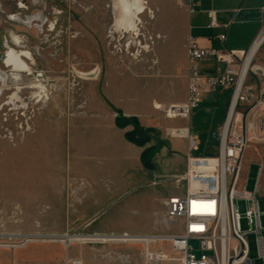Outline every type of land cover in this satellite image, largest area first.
I'll list each match as a JSON object with an SVG mask.
<instances>
[{"label":"rangeland","instance_id":"rangeland-1","mask_svg":"<svg viewBox=\"0 0 264 264\" xmlns=\"http://www.w3.org/2000/svg\"><path fill=\"white\" fill-rule=\"evenodd\" d=\"M31 1H26L27 10L20 11L10 0H0L4 5L0 8V69L9 74L8 86L0 92V264H17L13 255L27 244L34 250L26 252L25 264H67L69 248L60 243L27 242L28 238L165 233L164 226L156 222L163 221L166 200L183 190L177 179L182 173L154 172L160 171L156 156L173 138L171 129H162L153 136L160 138L158 146L144 147L142 172L152 176L149 184L139 186V167L123 166L121 162L123 157L133 159L134 150L116 137L110 142L100 124L102 119L121 117L105 95L108 78L130 76L143 91L154 90L152 80L162 75L156 47L165 39L157 30L163 8H159L158 1L146 4L144 0L147 10L139 17L138 33L133 36L116 26L121 17L117 0H38L37 5ZM43 13L49 21L41 32L9 20L12 14L26 19ZM11 40L23 43L21 49L32 55V60L27 61L32 72L23 74L20 89H16L11 69L3 64L7 47L14 48ZM248 76L249 85L256 91L264 85L261 74ZM33 83H41L49 99H44ZM181 87L170 85L169 95H176L175 90ZM213 98L214 94H205L203 103L191 111L188 120L175 121L187 122L192 131H199L201 144L197 143L195 155L202 154L206 147L217 152L213 150L215 143L206 140L221 113L209 102ZM159 108L160 104L159 120L167 121ZM179 129H184L186 137L185 128H172V135L180 137L183 132ZM260 138L245 153L241 184L245 195L257 198L264 228V172L256 192L259 165L254 163L264 164V135ZM184 142L186 146L187 140ZM168 156L174 158L172 153ZM187 162L188 156L186 167ZM138 196L142 200L146 196L148 205L140 199L135 208ZM235 205L242 216L252 208L250 201L243 199H236ZM254 228L253 222L241 220L252 264H264L259 258ZM73 245L86 248L95 260L119 264L96 253L104 247ZM105 249L135 255L142 248ZM133 260L139 262L136 256Z\"/></svg>","mask_w":264,"mask_h":264},{"label":"built area","instance_id":"built-area-1","mask_svg":"<svg viewBox=\"0 0 264 264\" xmlns=\"http://www.w3.org/2000/svg\"><path fill=\"white\" fill-rule=\"evenodd\" d=\"M146 4L152 1L145 0ZM186 7L189 13L197 11V0H173ZM210 28H217L215 12H210ZM264 39V24L251 49L241 54L235 51L203 49L196 37L190 35L186 49L188 56L187 97L185 102L161 106L159 110L169 120H188L192 110L199 108L206 93L216 92L221 87H233V97L220 138L219 152L213 157L188 156L187 167L177 179L182 182L181 193L170 196L165 202L163 221L165 233L153 235L93 234L111 237L107 241H87L86 244L104 247L95 250L119 264H252L250 249L241 229L245 218L255 224L252 232L257 236L259 258L264 261V228L261 225V211L256 197L245 195L241 184L245 153L251 143L262 140L264 135V92L256 94L247 86L249 73L264 76V68L253 62L247 76L240 85L242 68L249 52L257 42ZM221 40L225 39L222 35ZM260 50V49H259ZM206 57L217 63V76L205 78L200 64ZM222 67L224 70L222 71ZM237 96L233 115L229 120L234 98ZM248 106L240 112L241 105ZM262 132V133H261ZM190 149L197 150V143L190 142ZM264 165H259L256 192ZM236 199L250 201L252 208L242 216L235 205ZM162 222V223H161ZM129 236H149L153 239L131 240ZM107 246H135L141 251L135 255L115 253ZM136 256L139 262H135Z\"/></svg>","mask_w":264,"mask_h":264},{"label":"crops","instance_id":"crops-1","mask_svg":"<svg viewBox=\"0 0 264 264\" xmlns=\"http://www.w3.org/2000/svg\"><path fill=\"white\" fill-rule=\"evenodd\" d=\"M197 3V11L191 14L186 7L179 5L173 0L158 1L159 8H163V18L158 24L157 30L165 35V39L159 42L156 47V56L159 61L162 75L159 79L155 78L152 80L151 83L154 86V90L143 91L139 88V82L130 76L108 78L107 85L104 87L107 99L116 105V110L121 117L118 119H102L100 123L101 130L104 134H108L107 137L110 142L116 137L121 144H128L129 147L134 150L133 159H125V157H123L121 162L123 166L126 164H134L136 167H139L138 170L140 174L137 176V183H139V186L143 183L149 184L152 176V174L150 176L148 173L147 175L142 172L141 156L142 152L146 150L144 147L148 145V147L158 146L157 139L160 140V138H153V136L157 133H161L162 129L185 128L187 129L186 131H188V137L175 138L171 133L173 138L167 142L166 146L163 145L165 146L163 150L162 147L159 149L160 152L156 156L160 171L156 170L154 172L160 174L183 173L186 167L185 161L187 156L194 154L193 156L213 157L219 152L220 138L233 97V87H221L216 92L206 93L207 95L214 94V98L210 99L209 102L221 110L214 132H209L206 138V140L208 139V141L215 143L217 148L213 149L217 151L215 153L212 149H207L206 147L202 154L195 155L198 151L190 149V142L194 140L200 145L201 137L199 131L197 129L192 131L190 124L187 122L184 124H177L175 121L180 119H167V121L159 120V113L157 112L158 104L165 107L180 104L186 100L188 70L186 44L188 37L190 35L196 37L199 46L203 49L235 51L245 54L251 49L264 24V0H197ZM149 11L151 12L152 10L149 9ZM210 12H215V20L218 25L217 28H210ZM222 35L225 36L224 40L219 38ZM21 37H19L20 40ZM10 42L13 46V40ZM22 44L23 43H21V46ZM262 45L264 46V42ZM262 45L259 48L260 50L258 49V53L252 62L256 67L264 68ZM200 68L205 78L216 77L218 75L217 63L212 57L204 58L201 61ZM223 70L224 67H222V71ZM246 83L247 86H250L249 76ZM175 84H181L182 87L175 90L178 91L176 95H169L171 91H169L168 87L170 85L174 86ZM251 87L254 89L253 85H251ZM254 91L256 94L263 93L264 85L257 87V91L255 89ZM172 92L174 93V91ZM153 102L155 103L153 104ZM197 109L199 108L194 110L196 111ZM239 109L240 112H245L248 106L244 104L241 105ZM195 113L196 112H194V114ZM147 139H149L152 144H149L150 142H148ZM185 140H187L186 146ZM169 153H172L174 158H170L168 156ZM165 156L168 157L164 159ZM118 161L120 162V160ZM254 163L260 165V163L255 161ZM121 171H125V169L122 168ZM127 184L135 185V183L131 184L130 182ZM143 197H136L134 200L135 208L138 205L137 202ZM142 203L148 205L146 196L145 199L142 200ZM150 229L151 227L149 226V230ZM102 231L106 232L107 230L102 229ZM27 245L17 250L18 252L13 255L17 264H25V259H28V257H26V252H32L34 250L31 249L32 246ZM65 248H69L67 264H73L69 261L70 259H79L81 260V264H111L109 262L95 260L92 254L84 247L70 244L69 246H65Z\"/></svg>","mask_w":264,"mask_h":264},{"label":"bare ground","instance_id":"bare-ground-1","mask_svg":"<svg viewBox=\"0 0 264 264\" xmlns=\"http://www.w3.org/2000/svg\"><path fill=\"white\" fill-rule=\"evenodd\" d=\"M117 3L119 4V9L121 11V17L119 19V21L117 22V28L121 29L123 32L125 33H132L133 36L137 35L138 33V22H139V17L143 14H145L147 7H145L144 5V0H117ZM35 19H38L39 21H44V19L40 18V17H36ZM37 20V21H38ZM25 21V20H24ZM30 20L29 22L26 24L28 27H30ZM33 24V23H32ZM34 25V24H33ZM36 27L38 29H41L40 25H36ZM264 39L261 37V39L257 42V44L255 45V47L249 52L245 63L243 65L242 68V76H241V81H240V85L242 84L244 78L247 76L250 67H251V63L254 59V57L256 56V54L258 53V49L261 47V45L263 44ZM20 42H17V44H19ZM20 47V45H18ZM263 46V45H262ZM146 49L148 50L149 47L147 46ZM23 57L26 58V60L28 58H32L31 53H29V51L26 50H21V52H17L13 49L9 50V52L6 55V60L4 62V64L8 65V67L10 69H14V72H10L13 75V80L15 79V85H16V89H20V81L21 78L23 77V73L26 72L27 74H31L32 70L29 67V64L27 63V61H25L23 59ZM8 69V68H7ZM9 79V74H7L6 72H4V70L0 69V92L6 88L8 86V81ZM33 88L36 90H40L41 93L44 94V99L48 98L49 99V95L46 93L44 86L39 83H33ZM22 92V91H21ZM17 96V95H16ZM18 97V96H17ZM236 100H237V96H235L234 98V102H233V106L231 108L230 111V118L233 115V110L236 106ZM187 130V129H186ZM172 129L170 130V134H171ZM179 132L182 133L180 135V137H176V138H186L188 137V131H187V136L185 137L184 134V129H179ZM109 238L111 237H106V236H94V235H74L71 236L67 235L64 236L62 238H55V239H35V238H28L27 242H58V243H62L65 246H69L70 244L73 243H79V244H84L89 240H93V241H98V240H103V241H107ZM129 239L131 240H145L146 242H150L153 238L149 237V236H143V237H135V236H129ZM73 264H81V260H74L72 261Z\"/></svg>","mask_w":264,"mask_h":264},{"label":"flooded vegetation","instance_id":"flooded-vegetation-1","mask_svg":"<svg viewBox=\"0 0 264 264\" xmlns=\"http://www.w3.org/2000/svg\"><path fill=\"white\" fill-rule=\"evenodd\" d=\"M11 2H12V4H13V6H15L14 8H18V10H27V8H29V5H28V3L26 2L27 0H10ZM31 4H34V5H37L38 4V0H32L31 1ZM3 4L0 2V8H3ZM36 17H40V18H42V19H44V21H39L38 19H35ZM9 20H10V22H14V23H19V24H21V25H23V26H25V27H27V28H29V29H33V28H35V29H37L38 31H40L41 32V29H43L46 25H47V23H48V19L44 16V13L43 14H35V15H33V16H31V17H26V19H23V18H21L18 14H12V15H10V17H9ZM25 20V21H24ZM29 20L31 21L30 22V27H28L26 24L29 22ZM38 20V21H37ZM34 25H33V24ZM40 25V27H41V29L39 30L37 27H36V25ZM52 24V23H51ZM56 24L57 23H55L54 24V27L56 26ZM20 42V41H19ZM13 45L15 46V47H17V48H12V47H7V50H6V53H5V56L3 57V64H4V62H5V60H6V55H7V53L9 52V50H11V49H13V50H15V51H17V52H21V50H23V49H21L22 47L20 46H18V45H21V42L19 43V44H17V42H15L14 40H13ZM23 59L25 60V61H27L26 60V58L25 57H23ZM30 67V66H29ZM31 68V67H30ZM31 70H32V68H31ZM24 73H26V72H24ZM23 73V74H24Z\"/></svg>","mask_w":264,"mask_h":264},{"label":"water","instance_id":"water-1","mask_svg":"<svg viewBox=\"0 0 264 264\" xmlns=\"http://www.w3.org/2000/svg\"><path fill=\"white\" fill-rule=\"evenodd\" d=\"M29 53H30V52H29ZM27 60H32V58H31V59H30V58H28ZM4 65H5L6 67H8V65H6V64H4ZM8 68H9V67H8ZM13 70H14V69H13ZM13 70L11 69V71H12V72H14V71H15V70H14V71H13ZM263 234H264V231H263Z\"/></svg>","mask_w":264,"mask_h":264}]
</instances>
